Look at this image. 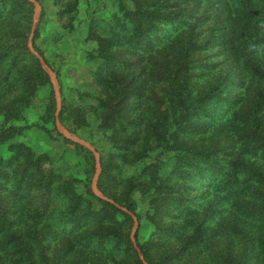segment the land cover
<instances>
[{"label": "trees", "instance_id": "trees-1", "mask_svg": "<svg viewBox=\"0 0 264 264\" xmlns=\"http://www.w3.org/2000/svg\"><path fill=\"white\" fill-rule=\"evenodd\" d=\"M79 2L56 0L65 14ZM128 2L134 9L122 8L109 34L89 24L97 65L84 83L88 95L78 93L68 105L86 121L96 103L98 130L115 150L102 158L98 181L111 203L92 193L90 179L79 193L78 174L62 173L48 154L12 141L20 135L14 122L50 80L28 49L33 4L0 0V264H144L131 239L133 218L121 209L140 223V190L152 196L157 232L148 250L140 227L135 236L148 264H264V0ZM38 36L39 28L33 45L47 62ZM210 49L211 58L233 63V82L219 74L223 64L194 60ZM155 100L163 106L157 112ZM48 109L55 127L54 100ZM64 140L92 169L93 154ZM139 163L154 175L127 172ZM110 167L117 170L113 186Z\"/></svg>", "mask_w": 264, "mask_h": 264}, {"label": "rangeland", "instance_id": "rangeland-1", "mask_svg": "<svg viewBox=\"0 0 264 264\" xmlns=\"http://www.w3.org/2000/svg\"><path fill=\"white\" fill-rule=\"evenodd\" d=\"M37 1L41 5L42 12L38 17V22L35 28V31L39 28V36L37 37L36 45L42 51L47 59V62L50 64L49 65L46 62L48 66L56 74L61 99V110L64 105V101L62 100L67 99V125H64L62 122L61 123L69 133L95 147L100 154L102 164V158H105V160L107 158L106 161H108L114 154L115 150L110 138H108V136H104L98 130V122L95 112H93V107L96 104L95 101L93 99L91 100L90 106H92V108L89 109V114L87 115L89 119L86 121L79 119L71 110L72 108L68 105L74 95L78 93L88 95L86 93L84 83L92 81L93 71L97 65V61L94 57L97 53L95 50L97 49L98 44L96 42V38L92 36L94 31L91 32V29L89 30V24L92 21H96L95 24L97 27L100 28L103 33H107L112 23H115L116 18L114 19V16L117 15L118 18L122 19V8L124 9L130 7L131 9H134V6L128 2V0H80L78 6L76 5L73 8L72 5L71 7L73 10L70 13L66 12L65 14L63 12L66 11L67 8L64 4H57L56 0ZM32 17L33 29L35 17L34 5ZM210 25L211 24L207 25L206 28L208 29ZM109 33L110 32L107 34ZM28 49L32 53L29 48V42ZM133 53L135 52H132V54ZM213 55L214 50L210 49L200 55H195L194 60L203 65L223 64V69L219 71V74L221 72V74L228 78L229 81L232 80L233 82L235 78L233 63L230 60H227L226 57L211 58L215 57ZM126 57H130V54ZM135 57L136 55H131V58ZM133 67V69H136V66ZM37 88L38 89L32 98V106L24 112L21 119L14 122L15 127L20 130V135L16 136V138L12 141L28 144L34 148L37 153L48 154L53 162V168L61 171L62 173L70 175L78 174L82 179V181L76 185L79 193H85L87 189L83 179H90V189L93 193L92 184L97 173L96 159L94 155V164L92 169L87 168V158H85L84 154H82L73 144L67 143L64 138L60 137L62 134L58 131L56 123L55 127L53 126L51 122L52 112L50 114V109H48V107L53 100L56 103V95L51 80L49 83H42L38 85ZM159 97L163 99L162 96L159 95ZM88 98L90 97L88 96ZM155 101L154 111L157 112L163 106L158 105L159 100ZM56 111L54 112V119H56ZM83 118L87 119L84 116ZM3 121L4 118L0 116V125ZM69 125L73 128V132H71L68 128ZM92 142H95V145H93ZM166 160L167 162L163 166V171L167 173L171 168L172 159L166 156ZM114 164H116V162ZM147 167L148 166L145 163H139L136 167H128L126 170L130 174L136 172L142 174L143 171H145L144 169ZM145 172L152 173V175H154V168H150ZM102 174L103 168L100 177ZM116 177L117 170L110 167L108 174V183L110 186L114 185ZM100 192L102 193L101 190ZM151 199V195L144 194L141 190L134 196L136 209L141 217L138 233L139 243L145 250H148L150 243L155 240L157 235L154 222L152 220L153 209L149 204ZM146 264L148 263L146 262Z\"/></svg>", "mask_w": 264, "mask_h": 264}, {"label": "water", "instance_id": "water-1", "mask_svg": "<svg viewBox=\"0 0 264 264\" xmlns=\"http://www.w3.org/2000/svg\"><path fill=\"white\" fill-rule=\"evenodd\" d=\"M30 3H32L35 7V17H34V26L32 29V33L29 39V48L32 51V53L36 56V58L39 60L42 68L44 69V71L47 73V75L49 76L51 82L53 83L54 86V91H55V95H56V104H57V111H56V119H55V123H56V127L58 129V131L64 136V138L70 140L73 143H76L82 147H84L85 149L89 150L95 157L96 159V167H97V173L95 175L93 184H92V190L93 193L108 202L113 203L112 200H110L109 198H107L103 193L100 192L99 188H98V181L102 172V166H101V159H100V154L98 153V151L96 150L95 147H93L91 144H89L88 142L76 137L75 135L69 133L62 125L61 121H60V111H61V99H60V92H59V86H58V82H57V77L55 72L48 66V64L46 63V61L44 60V58L34 49V45H33V38H34V34H35V28H36V24L38 22V17L40 16L41 12H42V8L40 3L37 0H28ZM123 211H125L126 213H128L134 221V226H133V231L131 234V239L132 242L134 244V247L137 251V253L139 254L140 259L144 262V264H146V262L144 261V257L142 254V251L139 249L137 243H136V232L138 231L139 228V221L138 218L130 211H128L125 208H121Z\"/></svg>", "mask_w": 264, "mask_h": 264}]
</instances>
